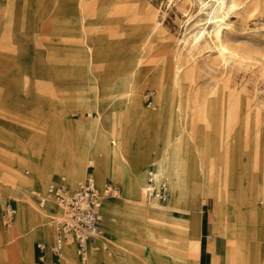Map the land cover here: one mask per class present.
I'll list each match as a JSON object with an SVG mask.
<instances>
[{
    "label": "rangeland",
    "instance_id": "374dc122",
    "mask_svg": "<svg viewBox=\"0 0 264 264\" xmlns=\"http://www.w3.org/2000/svg\"><path fill=\"white\" fill-rule=\"evenodd\" d=\"M178 2L0 0V175L6 180L12 179L14 167L19 168L22 175L29 176L31 157L37 156L42 163L51 146L55 147L56 153L68 151L72 133L83 132V123L89 120L88 107L94 114L95 107L103 110L101 126L106 129L99 137L103 138L104 149L119 144V141L113 143L109 140L111 127L116 123L129 157L141 154L144 161H148L147 169L153 170L150 159H154V155H149L159 150L155 140L161 124L148 121L144 115L152 98L165 85L164 92L172 102L168 104L169 111L162 120L163 124L180 130L184 138L180 148L186 170L184 181L193 185L185 198L189 209L188 232L195 231L197 226L194 223L197 222L203 239L200 263L209 262L214 240L217 245L223 244L222 257L226 242L228 256L236 248L243 253L245 263L264 264V74L260 67L264 62V16L251 15L244 24L240 23L236 14L227 17L238 31L244 33L243 39H250L259 46L260 49H255L258 59L215 63L211 61L213 48L199 49L193 57L186 55L187 50L182 48L184 37L196 31L194 20L204 18L205 12L199 11V0L187 1L183 7L178 6ZM152 16L158 33L144 46L145 49H119L121 41L129 45L133 33L140 28L141 19ZM83 27L97 49H83ZM138 56H142L148 78L132 79L129 75L127 66ZM176 61H180L190 73L184 86L178 88L177 95L171 79L164 80L161 76L166 70L172 76ZM123 80L136 91L138 107L131 108L123 102L110 100L102 92L98 98L93 95L95 87L103 89L106 84ZM187 89L190 98L186 95ZM232 92L241 96L245 103L249 102L253 109L246 143H243L245 118L242 115L237 118L238 128L234 133L228 135L224 129L228 98ZM216 93L220 97L219 111H205L204 100L214 102ZM138 128H143L144 134L137 135ZM235 134L237 142L231 144ZM104 156L107 173L101 176L96 175L92 163H86L85 174L73 182L58 168L52 171L45 185L60 182L63 178L64 185L72 190L89 173L98 187L111 181L117 193L103 200L98 212L99 225L105 232L103 235L117 237L123 245L120 246L122 249H117L124 256L119 264H157L150 258H166L167 254L158 251L146 237L143 236L142 240L135 238L136 229L132 226L144 223L142 213L124 197L121 183L127 176L117 179L113 171L119 164L118 157L106 150ZM229 164L233 179L225 184L224 169L228 165L230 170ZM203 169L211 189L216 190L218 195L220 191L223 195L225 192V203L220 205L223 225L214 232L211 230L218 203L211 195L212 190L202 193L196 184L202 182ZM0 194L7 204L6 210L0 208V229L4 230L10 217L13 221L17 213L18 201L11 193L0 191ZM31 196L38 198L37 193ZM106 204H112L107 223L101 218ZM226 227L229 238L223 236L227 232ZM160 231L170 233L167 227ZM210 233L211 236L208 235ZM53 238V234L43 233L32 239L34 264H62L63 253L54 261L43 263L38 258L37 242L43 241L49 246ZM1 242L3 249L12 246L19 253L15 241ZM100 249V246L91 247L85 261H80L76 255L72 264H87L90 261L94 264L93 257ZM109 252L114 256L112 250ZM17 256L16 260L7 257V264H29L21 254ZM98 259L107 264L102 256Z\"/></svg>",
    "mask_w": 264,
    "mask_h": 264
},
{
    "label": "bare ground",
    "instance_id": "6f19581e",
    "mask_svg": "<svg viewBox=\"0 0 264 264\" xmlns=\"http://www.w3.org/2000/svg\"><path fill=\"white\" fill-rule=\"evenodd\" d=\"M187 1L191 0H179L177 5L183 7ZM199 11L205 12L204 18L199 17L194 20L193 24H196V31L190 33V35L186 34L185 36H189L184 37L183 40L184 45L182 48L187 50V56L193 57L195 52H198L199 49L213 48L215 50L212 54L213 57L211 61L215 63H229L230 61L241 63L250 58L258 59L255 49H260L259 46L250 39H243L245 37L244 33L240 32V30L238 31L230 21V18L227 17L229 14H236L240 18V23L244 24L246 19L251 15L264 16V0H199ZM242 29H244V27ZM86 32V28L83 27V49H97L95 43H92L87 37ZM120 32L122 34L124 33L123 30H120ZM157 33L158 28L154 17H144L141 19L140 28L133 33L134 37L132 36L130 41H128L129 45H124V41H121L119 49H145L144 46L147 45L150 39L155 37ZM260 67L264 74V62L261 63ZM127 68L132 79L136 77L148 78V72L145 66H143L142 56L135 58ZM161 76L164 77V80L171 79L172 85L175 86V90L177 89L175 94L177 95L178 88L184 86V82L190 78V73L185 70L180 61H176L172 76L168 75L167 70L161 73ZM164 90L165 85L162 86L160 93L152 98V102L149 104L150 108L145 111L147 113L144 115L148 121H155L161 124L155 140L159 150L149 155H154V159H150L154 165L153 170L147 169L148 161H144L141 154L129 157L128 148L125 146L126 143L117 131L118 126L116 123H113L111 127L109 140L113 143L119 141V144L104 149L103 138L99 137L106 129L101 126L103 110L99 107H95L94 114L92 108L88 107L86 112L89 116V120L87 123H83V132L79 131L76 134L74 132L72 133L68 151H65L64 154L58 152V154L55 152V147L51 146L48 148L42 163L37 156L31 157V161L29 162L31 164V173L29 176L22 175L19 172V168L14 167L12 169L15 170V175L12 179L6 180L0 175L2 178L0 180V191L2 193H11L18 201V209L13 217V221L11 220V216L7 221L8 227L4 230L0 229V244L3 240H7L9 243L15 241L19 247V253H16L10 244L8 246L11 247H9V249L6 248V250L0 246V264H7V260H5L7 257L8 259L14 258V260H16L18 257L17 254H21L29 264H34L32 239L37 234L41 235L43 233L47 235L53 234L55 237V225H53L52 220L55 221L65 218L66 216L65 208H63V206L61 207V205L57 203L58 201L55 200L56 198L48 193L49 187L57 183L64 184L62 182L63 178L60 179V182H52L45 185L47 179L50 178L53 170L60 168L59 171L68 175L72 179L71 182H73L74 179L80 178L85 174L86 163H92L97 173L96 175L101 176L103 173H107L104 165V157L106 158V156H104L105 150L111 155L118 157L120 165L117 164L113 171L117 179H120L122 175L127 176L121 183L124 197L131 202L130 205L132 207L142 213L144 223L135 226L131 225L134 230L136 229L135 238L137 240H142V238L146 237L147 241L158 251L167 254L166 258L154 256L150 258V261H156L155 263L157 264H199L201 242L203 239H201L199 233L198 223H194L197 226L195 231L188 232V225L190 223L188 218L189 209L185 198L188 197L193 185H188L184 181L186 170L181 160L182 150L180 149L184 143V138L181 136L180 130L176 131L172 126L163 124L162 119L169 111L168 104L172 102L168 99L169 95H167ZM188 90L189 89L186 90V95L189 96L190 93ZM93 92L96 98H98L100 92H102L103 96L105 95V97L110 100L123 102L125 106L129 105L131 108L138 107V96L135 95L136 91L124 80L120 83L106 84L103 89L95 87ZM195 95L198 96V93L196 92ZM219 100V93H216L214 102L208 99L204 100L203 108L207 112H217L219 111ZM228 100L227 120L224 129L228 135L231 132L234 133L238 128L237 118L242 115L245 118L243 143H246L245 139L248 135L249 117L253 112L251 104L249 102L245 103L241 96L233 92L229 94ZM178 102L181 103L180 101ZM141 134H144L143 128H138L137 135ZM236 142L237 137L235 134L231 144ZM102 149H104V151H102ZM229 167L230 170L228 165H226L224 169L225 184L233 179L231 164H229ZM252 173L257 174V171H253ZM150 174L153 186L157 187L162 179H165L166 183L169 185L170 195L163 203L159 202L157 195L150 191L151 188L148 183ZM203 175L202 182L196 184L202 193H209V190L212 189L207 176H205L204 169ZM88 176L91 177V174L89 173ZM61 177H65V175H61ZM262 178L264 179V169L262 170ZM33 193H37V199L31 196ZM211 195L215 196L214 200L218 203L215 202L217 207H215L214 210L215 218L211 230V232H214L223 225L220 205L221 203H225L223 198L225 192L223 195V192L220 191V195H218V192L213 189ZM0 208L3 210L7 209L5 199L1 194ZM217 208L219 209L216 210ZM111 209L112 204L103 206L101 212L103 222L107 223L109 221V211H111ZM167 210L173 213L170 214ZM164 227L168 228L170 231L169 234L160 231L161 228ZM225 231L227 232H224L223 236H228L229 238L228 227L225 228ZM208 235L211 236L212 234L210 233ZM95 244L100 246L101 249L98 250L93 257L95 261L92 259L94 264H103L98 259L100 256H102V259H104L107 264H119L124 257L117 251L118 248L120 249L123 247L117 237L113 238L99 234L89 245V249L91 247H98ZM212 246L211 258L206 264H252L245 263L244 255L239 249H232L228 256L226 242L224 244L223 257L220 254L223 244L221 245L219 243L217 245L213 240ZM109 250L114 252V256L111 255ZM125 250L127 254L128 250ZM62 253L64 255L62 264H72L77 255L75 246L71 242L64 243ZM190 258L191 261H189ZM90 263L92 264L91 261L87 264Z\"/></svg>",
    "mask_w": 264,
    "mask_h": 264
},
{
    "label": "built area",
    "instance_id": "2783aa9c",
    "mask_svg": "<svg viewBox=\"0 0 264 264\" xmlns=\"http://www.w3.org/2000/svg\"><path fill=\"white\" fill-rule=\"evenodd\" d=\"M150 191L155 193L160 201L169 197V188L162 179L157 187L152 185L151 174L148 177ZM48 193L56 198L66 210L65 218L55 220V237L50 250L57 256L62 254L63 245L71 242L75 246L80 261H84L89 245L104 230L99 225V208L106 198H112L117 188L111 181H106L101 187L95 185L93 178L87 176L74 190H68L62 183L48 188ZM37 249L43 250L45 243L37 242Z\"/></svg>",
    "mask_w": 264,
    "mask_h": 264
},
{
    "label": "crops",
    "instance_id": "0c3cea01",
    "mask_svg": "<svg viewBox=\"0 0 264 264\" xmlns=\"http://www.w3.org/2000/svg\"><path fill=\"white\" fill-rule=\"evenodd\" d=\"M45 243V242H44ZM51 245H47L45 243V248L43 250L37 249L38 252V258L40 259L41 262H46L48 261H54L55 259H58L59 256L55 255L54 253H52V251L50 250ZM199 264H201L199 262Z\"/></svg>",
    "mask_w": 264,
    "mask_h": 264
}]
</instances>
